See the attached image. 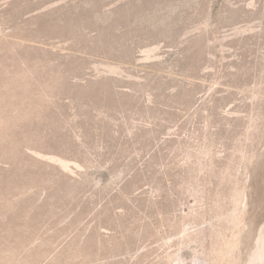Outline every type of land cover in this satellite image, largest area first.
<instances>
[{
  "label": "rangeland",
  "instance_id": "374dc122",
  "mask_svg": "<svg viewBox=\"0 0 264 264\" xmlns=\"http://www.w3.org/2000/svg\"><path fill=\"white\" fill-rule=\"evenodd\" d=\"M263 234L264 0H0V264H253Z\"/></svg>",
  "mask_w": 264,
  "mask_h": 264
},
{
  "label": "bare ground",
  "instance_id": "6f19581e",
  "mask_svg": "<svg viewBox=\"0 0 264 264\" xmlns=\"http://www.w3.org/2000/svg\"><path fill=\"white\" fill-rule=\"evenodd\" d=\"M2 96V95H1ZM2 110V109H1ZM48 160V159H47ZM52 161H54V162H57V163H59V165H60V167H62L63 169H65V170H69L70 169V167H69V165L67 164V162L66 161H64V160H62V159H58V158H55V157H52V159H51ZM187 236V235H186ZM188 237V236H187ZM229 239V238H228ZM228 239H226L227 241H228ZM234 239V238H233ZM186 241V240H185ZM225 241L224 243H223V246H222V248H221V250H219L220 251V255H218V257L220 256L222 259H223V261L222 262H220L219 261V259H221V258H219L218 260H217V262L215 263L214 261L215 260H213L212 259V256H208V255H206L207 257H203L202 256V258L199 256L198 258H196V262H197V264H232V260H231V257H232V254H233V250H234V248L236 247V245H237V241L236 240H233V241ZM262 241V246H261V251H260V253L255 257V262L253 263V264H263L264 263V234H263V236H262V238L259 240V242H261ZM210 253V252H209ZM215 255V254H214ZM215 256H217V253H216V255ZM209 257H211V258H209ZM216 258V257H215ZM217 259V258H216ZM221 259V260H222ZM176 260V259H175ZM234 260V259H233ZM164 262V261H163ZM220 262V263H219Z\"/></svg>",
  "mask_w": 264,
  "mask_h": 264
}]
</instances>
